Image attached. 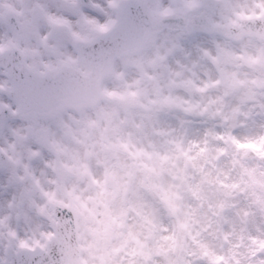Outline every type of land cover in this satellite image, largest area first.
Wrapping results in <instances>:
<instances>
[{
    "label": "clouds",
    "instance_id": "1",
    "mask_svg": "<svg viewBox=\"0 0 264 264\" xmlns=\"http://www.w3.org/2000/svg\"><path fill=\"white\" fill-rule=\"evenodd\" d=\"M257 201L264 0H0V264H264Z\"/></svg>",
    "mask_w": 264,
    "mask_h": 264
},
{
    "label": "snow or ice",
    "instance_id": "2",
    "mask_svg": "<svg viewBox=\"0 0 264 264\" xmlns=\"http://www.w3.org/2000/svg\"><path fill=\"white\" fill-rule=\"evenodd\" d=\"M233 143H236V141H233ZM249 147H251V145H249ZM162 199L164 200L165 204L169 207L170 212H172L173 214H175V212H176L177 209H176L175 204L172 202V199L170 198V196L168 194H164L162 196ZM257 203H264V202L257 201ZM226 207H228L226 201L219 202L216 205V208H217L216 215L222 216V213H223V211L225 210ZM132 210L133 211H136V208H133ZM245 215H246V213H245ZM149 223H151V222L149 221ZM153 227H154V225H153ZM180 227L181 228H186L187 225L186 224H181ZM156 254L163 255L164 253H163L162 250L157 249ZM204 255L209 257V264H216V259L217 258L211 256V254L208 253L207 251L204 252ZM148 259H149V256L148 255H145V264H147ZM169 264H175V262H169Z\"/></svg>",
    "mask_w": 264,
    "mask_h": 264
}]
</instances>
